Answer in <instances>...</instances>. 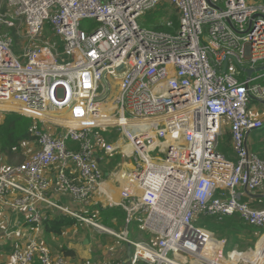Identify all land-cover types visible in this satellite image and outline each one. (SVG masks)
Returning a JSON list of instances; mask_svg holds the SVG:
<instances>
[{
  "label": "built area",
  "instance_id": "built-area-1",
  "mask_svg": "<svg viewBox=\"0 0 264 264\" xmlns=\"http://www.w3.org/2000/svg\"><path fill=\"white\" fill-rule=\"evenodd\" d=\"M164 3L177 30L138 23ZM263 67L264 0H4L0 115L32 120L34 138L24 162L0 161V211L25 228L50 212L105 230L85 214L108 205L126 212L125 228L106 232L131 248L129 264H264L257 245L226 255V241L197 224L238 215L264 228L252 198L264 159L249 140L264 126L253 107ZM225 134L233 160L218 150ZM133 223L141 233L130 239ZM16 237L7 264H65L27 230Z\"/></svg>",
  "mask_w": 264,
  "mask_h": 264
},
{
  "label": "trees",
  "instance_id": "trees-1",
  "mask_svg": "<svg viewBox=\"0 0 264 264\" xmlns=\"http://www.w3.org/2000/svg\"><path fill=\"white\" fill-rule=\"evenodd\" d=\"M163 13L165 16L166 13ZM157 15L159 17L161 13H157ZM159 19L161 20L162 18L160 17ZM159 19L152 22V29L172 32L171 30L173 29H168L159 24ZM170 19L171 21H173L172 16ZM9 34L15 37L16 41L18 40L16 30L9 31ZM256 102L257 101H254V103ZM0 120V161H2L7 166H15L21 164L26 159L25 151L22 147V142L34 138L30 135V128L33 122L32 120L15 113L7 114L5 117L0 118ZM104 135L106 136L107 133H104ZM225 136V143L223 144L221 150L223 151L222 153L226 155V153L231 150L229 146L231 138L229 134H225L224 137ZM250 136L251 139L255 141V143L252 144L250 140L252 150L264 159V142L260 141V139H264V128L259 131L253 132ZM109 137H111V139H114L115 136L110 135ZM17 157H22L23 161L14 163V159H16ZM114 160L120 161V156H114ZM85 216L93 218L95 221L99 222V224L103 225L106 228H111L117 233H120L122 231L126 220V212H124L121 208H112L108 205L106 206V208H103L101 210H90L85 214ZM78 224L79 222L77 221V219L70 216L49 213L47 218L43 221L42 226L47 238L50 239L51 237H62L65 230H68L72 227H77ZM135 224L137 225V231H140L138 229V224ZM197 224L212 231L217 236L227 238L228 243L231 247L238 246L241 249H244L247 246L254 247L253 241H257L254 234L258 232L259 229L248 226L238 215L226 217L221 221L215 217L202 216L199 218ZM134 236L135 235L131 232L129 238L133 239ZM246 238H251L252 242L247 243L245 241ZM86 239H88L89 243H91V238L89 235L86 236ZM13 247L14 246L10 244V247H7L8 250L2 252H5V254L8 255L11 251H13ZM58 248L60 249V253H62L65 257H75L76 255L74 251H71L66 247L61 246ZM2 250L6 249L3 248Z\"/></svg>",
  "mask_w": 264,
  "mask_h": 264
},
{
  "label": "rangeland",
  "instance_id": "rangeland-1",
  "mask_svg": "<svg viewBox=\"0 0 264 264\" xmlns=\"http://www.w3.org/2000/svg\"><path fill=\"white\" fill-rule=\"evenodd\" d=\"M4 0H0V4L3 5ZM174 8L172 6H170L167 3L162 4L159 9L156 11H151V12H147L146 14L142 15L139 20L138 23L145 28H149L152 29V22L155 20H158L160 17L163 19L164 18V13H168V16H172V19L175 23L174 29L171 30L172 32H174V30H177L179 28V18L178 16L175 14L174 12ZM157 13H161V15L158 17ZM176 15V16H175ZM167 18V17H165ZM158 21L159 24L163 25L164 27H166V25H164L163 20ZM95 23L94 21H83L82 22V26L84 28H86L87 26H93ZM167 28V27H166ZM46 35H49V32L46 31L45 32ZM256 106L259 109H262V107L260 106L261 104L256 102ZM0 118H2V116L0 115ZM261 119L264 118L263 116L261 117ZM225 139L226 136H222V138L220 139V143H219V151L223 152L222 147L223 144L225 143ZM261 142H264V139H260ZM252 144L255 143L254 140L251 139ZM229 146L231 148L230 151H228L226 153V156L230 157V159H232V157H234V148L233 145L231 143H229ZM232 156V157H231ZM23 158L22 157H17L16 159H14V163H18V162H22ZM116 164V161L114 159H112V164L110 165L111 168L114 167V165ZM259 195L258 198H256V201L258 202L254 207L257 209H261L264 208V190L260 191L259 193H257ZM116 196V195H115ZM60 203H63L62 201ZM104 205L106 203V201H103ZM64 204V203H63ZM65 204H69V203H65ZM98 209L100 207V201H99V205L96 206ZM4 216V214L0 211V217ZM6 222L4 220L0 219V232L2 233V239L4 240L3 243H0V246H5L4 244L6 243H11V244H16L17 246L19 245V241L17 240V238H15L16 240H14L13 243L12 241H10V239H12L11 237H7L5 236L6 234L5 232V228H3V225ZM104 227V226H103ZM104 229H96L94 227H90L87 226L83 223H79L77 227H72L69 228L68 230H65L62 237L60 238H55V237H51L46 238L45 239V244L42 241L41 243L49 250L52 252L53 256L55 257H62L61 255H63L62 253H60V249L58 247H67L68 249H74L76 250V257H73L74 259H72L71 263L76 264V263H81V264H89L91 261V264H117V262H121L125 261L126 259V254H127V245L124 241L114 237L113 235H111L110 233L106 232L107 230H113L111 228H106L104 227ZM125 228V223H124V227ZM122 229V230H123ZM130 231H133L134 235H138L140 233V231H137V225L135 223H133L130 226ZM90 232V233H88ZM119 233V232H118ZM89 235L91 238V244H85V239L86 236ZM264 235V228L259 229L258 232H256L254 234L255 238L257 241H253L254 243V247H249L247 246L244 249L239 248L238 246L235 247H231L228 243L227 238L225 237H221V236H217L218 240H225L226 241V246H225V250H226V255H228V252H230L231 250L235 249L238 252H242V253H246L249 252L251 249H254L255 246L257 245V242L259 241L260 237ZM245 241L247 243H251L252 239L251 238H246ZM57 249V251L51 250V249ZM84 251V252H83ZM261 252V251H259ZM2 255L5 256V252H2ZM261 256H263L260 253ZM129 264V263H128Z\"/></svg>",
  "mask_w": 264,
  "mask_h": 264
},
{
  "label": "crops",
  "instance_id": "crops-1",
  "mask_svg": "<svg viewBox=\"0 0 264 264\" xmlns=\"http://www.w3.org/2000/svg\"><path fill=\"white\" fill-rule=\"evenodd\" d=\"M256 104L257 103H255V105H253V107L256 109L255 110V115H257L259 117H262L263 116V118H264V104H261L260 103L261 104L260 106L262 107V109L257 108ZM250 135H249V140H251V136ZM232 159H234V158L232 157ZM258 197H259V195L252 196L253 199H256ZM61 200H62L63 203H68L69 202V200L68 199H65V198H56V201H61ZM246 200H248V198ZM257 203L258 202H255L254 204H257ZM0 219L1 220H4L6 222V224L9 225V228L11 229V231L13 230V232L15 233L14 236H13V238L10 239V241L16 240L15 238H17L16 237L17 231L27 230V236L29 237L28 240H37L38 242H42L43 241L44 244H45V239L47 238V236L45 234V231L43 230V226L42 225H40V226H33L31 228H25L26 226H25V223H24V219L23 218H20L18 220L20 223H15L16 217H13V216H11L8 213H5L4 216H1L0 217ZM3 228H4V226H3ZM88 233H90V232H88ZM5 236H7V235H5ZM17 240L20 243H24V240H22L21 238H17ZM3 242H4V240L2 239V233L0 232V243H3ZM10 244L11 243L8 242V243L4 244L5 246H2V247L0 246V264L7 263L8 260L10 259L9 255L8 256L7 255L3 256L2 253H1L2 251H7L8 250L7 247H10ZM3 248H5L6 250H2ZM128 249H129V246L127 245V252H128ZM51 250L57 251V249H51ZM69 250L74 251V252L76 251L74 249H69ZM257 251L258 252L261 251V252H259V254L261 253L264 256V235H262L260 237L259 241L257 242ZM61 256L64 258L65 264H73V263H71L72 259H74L73 257H65L63 255H61ZM75 257H76V255H75ZM128 263H129V261H128V253H127L126 254V259H125V261H122V264H128ZM76 264H81V263H76ZM89 264H91V261H90ZM117 264H121V262H117Z\"/></svg>",
  "mask_w": 264,
  "mask_h": 264
},
{
  "label": "bare ground",
  "instance_id": "bare-ground-1",
  "mask_svg": "<svg viewBox=\"0 0 264 264\" xmlns=\"http://www.w3.org/2000/svg\"><path fill=\"white\" fill-rule=\"evenodd\" d=\"M13 30H16V28H11V29H10V31H13ZM54 39H56V37H54ZM108 107H109V106H107V105L104 106V109H105V110L102 111V113L104 114V115H103V118H106V119H103V120H109V118H110V117H109V112H108V110H107ZM220 141H221V140H220ZM220 150H221V149H220ZM262 257L264 258V256H262Z\"/></svg>",
  "mask_w": 264,
  "mask_h": 264
},
{
  "label": "water",
  "instance_id": "water-1",
  "mask_svg": "<svg viewBox=\"0 0 264 264\" xmlns=\"http://www.w3.org/2000/svg\"><path fill=\"white\" fill-rule=\"evenodd\" d=\"M211 59L213 60V57H211ZM264 68V67H263ZM263 68H260V69H257L258 71H260V70H262ZM123 70V68H121L120 70H119V72H121ZM263 104H264V102H263ZM263 128H264V126H263ZM89 243V240L88 239H86L85 240V244H88ZM131 252H132V250H131V248L129 247V249H128V261L130 260V256H131Z\"/></svg>",
  "mask_w": 264,
  "mask_h": 264
}]
</instances>
